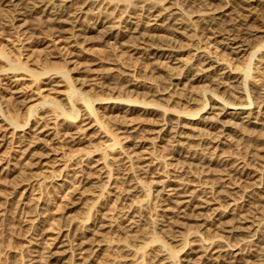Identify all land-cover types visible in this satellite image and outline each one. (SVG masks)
<instances>
[{"label": "rangeland", "instance_id": "374dc122", "mask_svg": "<svg viewBox=\"0 0 264 264\" xmlns=\"http://www.w3.org/2000/svg\"><path fill=\"white\" fill-rule=\"evenodd\" d=\"M2 1L3 0H0V57L2 56L0 58V70H1L0 71V118L2 116H5L6 118L11 119L12 124L10 123V125L11 128L13 129L10 128L9 130L10 132L8 131L7 135L3 136V140L0 141V264H78L77 262H81L82 260L77 257H75L76 258L75 260V258L70 255L69 241L71 238L74 237L76 233H78V231L82 229L83 225L90 227L94 221L96 222L100 219L99 217L101 215H103V217L105 218H108L107 220L108 224L111 223V225L112 224L115 225L113 227L111 226L110 228L107 227L101 229V235L99 236V243L101 241L103 245L100 246L99 251H95L96 253L94 252V254L92 253V256L93 257L95 256L94 258L97 259V261L95 260V263L93 264H100V261L103 262L105 261L104 263L102 262L103 264H154V262L152 263V260L151 261L149 260L150 259L149 257L150 256L152 257V254H155L156 250L158 252L159 247H165V249L168 250L171 249L173 255L177 257V255H180V252H178V250L186 242L190 243V248H187L186 249L187 251L185 253H187L192 248L198 251L200 250V248H202L201 247L202 244L194 245L195 241L193 240L194 238L191 236L192 231L201 232V235L206 239L208 238V240L211 237H215V238L221 237L225 239L227 243H235L239 241L238 248H235L234 250V252H237L235 255L234 254L228 255L229 250L227 251L225 250L226 252L221 251V249L226 248V246H224L226 245L224 244L225 242H216L218 244H216L214 246L215 249L212 250H217V251L214 253L212 252L210 254L211 256L209 260H206V263L208 261V264L211 263L212 264H255L254 262H256L257 259L255 255L257 254L255 253V251L251 250V248L248 247V245H246L247 244L246 242L238 238L240 234H241L240 237L245 235L244 230H246L245 229L247 228L246 226L251 225L250 222H244L245 224L244 223L242 224V226L244 225L243 230L242 229L239 230V228L236 227L234 230H231V232L223 231L227 229L226 228L227 226H223V225L222 226L219 225V227L216 228L210 223H207L203 226V224L200 225V222H198L195 219H191V218L188 219L184 217L178 218V214L175 212L177 210L176 208L178 207L175 202L173 203L171 201V199H173L171 195L169 196L165 194V192H159V196L162 197L164 200H162V198H160L159 196L158 197L152 196V189L153 188L156 190H158V188L160 189L161 187L160 184L163 185L165 181L164 176L160 174L156 175L157 174L156 170L157 172H160L169 169L166 165L168 162H172L177 166L182 165L188 171H190L188 174H191L190 179L192 180L191 181L192 183L195 182L194 184H196V182L200 181V179L201 181L203 179L202 182L208 181L209 182L208 185H210V183L214 181L215 184L217 182H218L217 184H220V182L222 184H225L223 182L230 184L234 181V179L236 181L237 180L236 177L240 176L239 174L240 170H237L239 169L238 166L236 168V166L234 165L235 162L237 161V158L243 157L244 159H246L247 157L253 155V158L257 159V160L255 159V161H258L259 163L264 165V157H263L264 151L260 150L259 147V146L261 147L264 146V141L260 138L261 137L260 133L262 132V130H258L260 129V127L257 126L255 127L257 128L256 129L257 133L255 132L256 136H253V134L247 133L246 129L249 126L245 125V123H241L242 125L239 126L231 125L233 127L227 128L226 136L222 138L224 140V141L222 140L223 143L217 145L218 147L216 148L218 149H215L214 146L216 145V143L212 142L213 129L205 125H200L199 126L200 128L196 132H189L190 135L187 138L189 142L194 144L195 140L193 139L194 138L193 136L197 137L196 135H198L199 140L196 141L195 143L198 144V142H201L202 144L201 146H203V147H198L201 148L199 152L202 151V149L205 147L206 150H208V152L203 154V159L200 162L199 160L196 159L193 160L190 157L188 156L186 157L183 155L184 153V152L182 153L183 144L180 142L186 140L184 138L178 139L176 138V136H173L174 135L173 131L164 132L163 137L161 139H154V138L152 139L154 134H150L147 131L148 128L152 127V124H154L156 121L158 122V120H159L158 123H160L161 119H163L164 117L171 120L178 119L177 122L184 123L189 121L188 117L196 116L195 113L200 107V103L191 102V100L189 99V94L190 95L202 94L201 100L203 102L209 101L212 92L213 94L214 93L218 94L224 100H229L237 104L244 102L245 97L249 99L252 98L251 89L247 82L243 83L244 91L246 92L245 94L246 96L244 97L241 93L235 92L236 88L233 86L230 87L229 90V87L228 89L217 87V85H214L212 81L210 82L207 80L205 81L203 80L200 82L191 83V81H187L186 79H182L181 80L182 82H180L177 85L178 92L173 94V97H170L168 95L163 96L165 94L164 93L165 91L173 89L172 85L170 84L171 78L169 76L171 75V73L179 72L180 69L184 70L185 68L184 62H186L188 57L191 56L190 53L194 52L193 48L199 46L200 49L207 50L206 47L203 46V40L206 38L204 37L205 33L200 32V27H203L204 24L200 20L193 21V19H195L193 17V14H195L196 9L198 10L208 9L209 6H211L208 3L209 1L196 0L197 2H194L193 4H186L183 0H170L172 1L171 3L172 6H170L172 7L171 9L173 11H177L178 16L182 15L181 17L185 20L186 24L189 23V25H191L192 28L195 27L194 30H191V32L187 30L185 31L184 29V32L183 30H180L181 33H175L174 31H171L172 29H170L171 27H175V26L169 25L170 22L167 23V21L164 18L155 17L154 19H150L151 20L150 22V20H148L147 17H142L145 16L144 14H146L145 11L146 9L150 8V6H154L152 4L158 5L159 3H161L160 0L158 1L157 0H104V1L101 0V2L98 0L101 3V6L98 8L99 12L95 11V8H93L91 2L90 4L84 5L83 2L85 0H72V2L70 0L67 3V5L69 4L67 8H69L70 12L72 10L75 11L77 9L76 11L78 14V15L76 13L74 14L76 17V18L74 17L73 19L75 20L72 21V23L73 22L75 23V24L73 23L74 27L77 26V24H80L81 26L85 27L89 24L90 21L96 18L97 20L100 19V21H103V23L106 22L107 24H111V25L117 24L118 23L117 20H124V18L125 20L136 21L138 15L135 13L136 12L139 13L140 10L142 9L143 14H141V18H143V22L145 23V25L143 24V26L142 25L140 26L142 29H146L148 27V29L151 28L150 30L154 33L156 32L163 35L173 36L177 39L178 45H180V47L182 48V50H180L179 55H177L181 58L176 59V57H172V58L166 57L165 55L162 54L155 55L153 51L146 52L139 50L137 48L135 49L134 47L135 42L138 43L140 41L139 36H138L139 38L138 37L128 38V36H124L121 38L118 37L119 42L118 41L115 42V39L110 36L103 37L102 35L96 32L88 33V34L86 33L85 34L86 39L77 38V43L76 41H72V43H74L75 46H73V48L70 47L71 49L77 48L75 49V51H78V53L80 52L79 53L80 57L78 56L76 58L77 61L80 62L76 66H75V63H77L76 61L75 63H70L69 61H67L65 58L66 56L62 52L63 50L57 48V45L59 43H57L58 38L55 36L49 35L48 36L49 38L45 39L43 44L41 43V44L33 45L30 43L27 44L24 43V40L21 39L24 34L19 33L21 32V30L19 31L18 29H16V27L21 29L20 27L26 25V27H30V26H32L33 28L36 27L35 31L38 30L37 28L41 27L40 26L41 20L39 19V17L37 19V15L39 13L31 14L30 12L28 13V11H26L24 8L20 9L22 4H17L18 6H20L18 8L17 5H10V2L8 0H5L3 2ZM87 1H94V0H87ZM211 1L212 0H210V2ZM15 2L19 3L20 1L15 0ZM212 2H214V0ZM220 2L224 6H226L227 5L226 3H228L226 0H221ZM139 3L140 4L142 3L143 6L140 7L138 5ZM162 7L163 4H159V8ZM263 11H264V5H263ZM263 11H262V15L260 14L261 17L259 16L258 18L255 19V21L252 22L251 27H254V30L257 31V35H258V37L255 38L256 39L255 41H264ZM226 12L227 14L226 16H224V18L230 19L235 17L234 15L236 11L226 10ZM259 12L261 13V9L259 10ZM20 13H22L23 15ZM134 14L137 15V18H134ZM229 14H231L230 16L232 17H230ZM47 15L48 14L42 15L44 19V23L46 24L45 25L43 23L44 25L43 24L42 25L47 27L50 26L53 27L54 24L51 23V21L45 19ZM45 20L49 23V25L46 23ZM20 23L21 25H19ZM72 23L69 25L65 24V27L68 26L72 27L73 26ZM132 26L134 27V25ZM144 26L145 28H143ZM168 27L169 29H167ZM164 28L167 30H165ZM38 31H36V33L40 32ZM68 31L69 30L67 29V32ZM67 32L66 31L65 33L62 32L63 34H61V36L63 37L66 35L69 37L70 35H68L69 33ZM116 32L117 31L115 30L113 34H116ZM40 34L44 35V33L41 32ZM66 36L64 37L65 39L67 38ZM68 40L70 39H66L64 42L66 43ZM55 41L57 42L55 43ZM150 42L152 43V40L148 41V43ZM63 43L61 42L60 45L65 44ZM129 43L131 44V46ZM154 43H160V42L154 41ZM24 44L26 47L28 46V49L24 46ZM220 49L215 52L216 58H218L219 60L221 58V61L223 62V64L225 62L224 65L227 67H229L228 65L234 66L233 70H235L236 61L233 60V63L231 62L230 64L228 62H230L231 60L228 61L227 58L230 57L232 53H229L228 52L229 49L224 48L223 45L220 46ZM5 57L6 59H10L18 63L24 62L23 64L27 66V69L24 71L25 73L28 74L22 72L11 73L8 71H2V68L4 66L7 67L6 61L4 59ZM222 57L224 58L223 60ZM225 58H227V60ZM93 59L96 61L99 60V64L91 65L90 63L91 60L93 61ZM157 64L159 65L157 66ZM47 68L67 69L66 71L70 77V81H65L62 77L54 76L52 74L48 76L49 73L46 74L43 73V75L40 74L41 78L40 77L39 78L41 80L39 78H35L34 75L32 76L33 72L38 73V71H42L43 69L45 70ZM88 68H92V70L91 71L86 70ZM80 69L81 70L85 69V70L81 71ZM10 76L12 78L14 77L15 80L10 82L9 81V78L11 79ZM95 76L100 77L101 79H104L102 78V76L103 77L107 76V80H108L107 91L109 93L108 92L105 93L106 90L98 89V88L96 89L97 91H94L92 88L86 86L87 84L85 82L86 79L88 77H95ZM111 78L112 80L115 79L116 81L113 80L110 82ZM73 79H75L74 81L76 83H74ZM127 79L129 81L131 79L137 81V84L140 87H134L136 91L132 90L130 92L129 91L126 92L125 90L128 87L126 84V82L128 83ZM12 82L13 84L19 83L18 87H20V89L22 88L23 90L22 93L24 92L23 95H25V97L22 96L23 97L22 98L20 96L15 99H11L10 97H8L9 95L8 92L13 85ZM114 83L116 84L118 89L117 87H115L114 89L111 87L109 88V86L114 85ZM34 85L35 87L38 86L40 90L35 89ZM71 88L74 89L75 91H72ZM77 88H80L81 91L85 92L84 94L86 95L83 96L84 97L83 99L79 98L80 96L77 93ZM33 90L38 91V93H36V91ZM124 92H126L128 95L126 93L124 94ZM113 94L114 95L117 94V96L116 95L114 96ZM32 95L36 99L32 100L33 98ZM111 95L112 97L114 96L117 99L118 96L120 99L126 98L123 99L121 102L129 103L132 105L127 110L129 111V113L127 111L125 112L124 110H122L125 107L127 108L128 107L127 105L120 103L117 104L116 102H113L114 101L113 99H108V97H111ZM27 96L28 98L29 97L32 98L29 100L27 99ZM88 96H91L93 98H95L96 96L107 97L102 99H93L91 101V106H90L91 108L89 109H91L92 116L91 115L89 116L92 119L90 123L94 125L92 126L91 129L88 130L82 129V131L80 130L79 132H77L78 133L77 135H79V140H78L79 143L78 142L74 144L72 143L69 144L68 142H67L68 144L56 143L57 146L62 145L63 147L59 148V151H61L59 154L54 155L53 154L54 150L52 149V147H50L53 145V140L55 139V141H58L59 140L58 138L59 137L61 138L60 136L61 132H63L65 128L71 129V126L78 127L79 124L80 126L78 128L82 127L81 124L84 122L82 118L86 116V114L88 113L83 114L84 112H86V110H84V107L81 105L82 103L80 102L84 100L86 102H90L87 99ZM8 98L9 101H6L8 100ZM170 98L171 99L174 98L176 102L168 101L171 100ZM24 99L25 100L27 99L29 101H25ZM44 100H46V103L48 105L54 107V109L52 108L53 110L51 109L52 111L50 112L53 113L54 111L55 112L54 115L56 116L51 123H49L47 117H44V115L42 114L43 112L41 111L43 109L42 110L37 109L36 110L37 112L35 111L36 113L33 112L32 114H29V110L31 109V107H36ZM115 104L117 105V108ZM209 106L210 104H208L206 108H204V110H210L211 108H209ZM258 107H263V103L260 101L258 102L256 98L255 103L252 104L251 106H248L246 112H244L243 115H247L249 108L258 109ZM239 110L240 109L237 108H228L227 112H231V114L225 115L224 118L230 119L232 121L238 120L237 112H240ZM213 111L216 114V112H218L219 110H213ZM40 115H43L45 120V122L42 124L44 125L46 122H48L49 125L46 126L44 125V127H42L43 125L40 124V121H44V120L42 118L39 119ZM125 115L128 118H130L131 123H134L135 126L141 125L140 126L141 129H143L144 127L146 128V130L144 128V131L142 132L143 134H145L144 135L145 136L144 138L146 140L144 142L145 146L140 147L138 149L139 151L137 150L139 154L141 153V151L151 152L152 150V152L147 154V157L150 158L147 160L149 162L148 165L149 169L144 174L143 173L138 174L139 178L142 176L141 177L142 188L140 186H136L133 190H130L129 194H127L126 197L127 199L125 198L124 200L127 204H129V206L132 205L135 207L133 213L139 215L140 218L138 219L137 215L136 216L130 215L128 218L125 217L124 219L122 217L123 219L119 218L118 220L116 219L113 222H109L110 220H112L113 218L112 216L116 211L115 207L118 204L116 201V197L112 195L114 193V189L110 187L104 188V185L106 184V178L100 177L98 172H94V170L92 171V169L88 168V166L90 164L95 163L94 160L97 159L99 161L105 160L107 165L109 164L108 166L106 165L107 169L110 166L112 170L110 168L109 169L113 172L114 171L118 172V170L120 169L125 170V168L130 169L128 165L129 162L125 158L126 157L125 154L130 149L129 148L125 150H122L121 148L117 149L118 143L115 142L116 140L113 139V135L110 134V132H116L117 128H120L121 125L125 122L124 120ZM160 116H162L163 118ZM212 118H214V115H212ZM148 119L152 121L149 120L150 122L149 123ZM60 121L62 122V124L59 123ZM14 128H16L15 132L13 131ZM41 129H45L44 133L45 134L48 133V134L44 135V133H39L38 131ZM57 132L60 133L58 134ZM117 133L119 136L127 134V133L122 134L116 132V134ZM15 135H17L16 136L17 138L15 137ZM53 136L54 138H52ZM19 140H23L24 142L33 141L34 152L36 150L37 152L36 154H38V156L39 155L46 156L45 158L49 157L48 160L46 161V164L42 168L36 170L37 175L36 173L33 175H29L28 173H26V171H28L27 169L24 170L22 166L20 165L17 166L16 162H18V159L16 160V158L14 159V157L16 155L17 156L21 155V152L19 151V147L16 146ZM121 141H125V139L122 138ZM125 143L129 144V142L127 141V142H123V145H126ZM224 150L226 151V153ZM123 151H125L126 153ZM217 153L228 154L230 158L229 165L231 167L234 165L229 171L230 175L229 176L225 175L226 179L225 176H223L224 173L226 172L223 171L224 169H222V167L224 168L223 165L224 163L222 160L223 158H221V155H218ZM215 154L218 157H216ZM123 155L125 157H123ZM136 155H138V153ZM154 155L160 157L158 162L155 160L153 161ZM121 160L122 162L123 161L124 162L123 163L119 162ZM150 160H152L153 163ZM233 161L235 162L233 163ZM137 162L139 161L137 160ZM189 162H195L197 163V165H194L192 163L189 164ZM12 163L16 164L15 167L14 165H12ZM200 163L201 165L204 166L208 164L206 166L208 168L207 169L209 173L208 176L203 175L204 171L199 166ZM187 164L188 167L186 166ZM86 165L88 166L86 167ZM4 166L12 167V169H14L15 171L7 173V170L4 171V169H2V167ZM81 167L82 168L84 167L83 168L84 170H88L87 173H91L92 174L91 176H95V178L94 177L91 178V181H95L94 185L87 183L84 184L82 187H80L81 185L77 180L80 179L78 176L79 175L78 170L79 168L82 169ZM210 168L212 169L210 170ZM132 169H130L129 171L131 172ZM139 169L140 168H138L137 170ZM234 169H236L237 171ZM260 170L261 173L257 175V176L260 175L259 178L256 176L259 180L256 179V177L253 178L254 184H252V186L253 185L254 186L252 187V191L253 190L254 191L253 192L251 191L250 193L251 195H249L250 197L247 196V198H245L246 200L242 201L239 204V207L235 208L236 211L235 209L231 210L233 212L235 211L234 213L231 212V214L229 213L226 215L225 217L226 222L224 223V225H229L233 223L236 225L239 224L236 222L235 219V217H237L235 214L238 211L239 213L250 212L249 214H251L252 216L251 219L253 218L252 220H254V222L260 221L262 222V224H264L263 222L264 221V175H263L264 168H260ZM133 172L134 170H132L131 173L135 174V172L134 173ZM221 172L224 173L222 174ZM221 177L223 180L221 179ZM205 178L206 179L209 178V179L206 180ZM253 179L251 178L249 181L251 182V180ZM27 182L29 184L27 185L24 184L22 187L20 186L21 184ZM167 183H169L170 186H175V184L172 182L170 183V181H167ZM241 183L244 184L245 182H241ZM245 186H247V183ZM25 187L26 190L23 191V188ZM192 187L193 186H191V188ZM15 189H16L15 193H10L12 190ZM225 189H228L227 191H229L230 188L226 187ZM107 190H109L110 193ZM77 191L79 193H75ZM165 191H169V190H165ZM73 193L75 194L73 195ZM201 193H202L201 191L196 192L198 196ZM237 193L238 192H236L235 194ZM203 194L204 193H202L201 194L202 196L200 195L199 197L196 196L192 201V205L200 203V199L201 197H203ZM238 195L239 194H237L236 197H238ZM71 200L74 201V203H72ZM231 216H233V218ZM136 218L140 222L138 223L137 221L136 222L137 225H134L133 221ZM130 219H132V221ZM172 219L174 220V223ZM234 219L235 221H233ZM170 220L172 224H170ZM175 223H178V225ZM179 231L181 235V240L178 241L173 240L171 237L177 234V232ZM239 231L242 232L240 233ZM86 234L88 235L87 232ZM201 235L200 237H202ZM234 236L237 239H235ZM242 238L245 239V237ZM115 242L121 243L124 246V248H126V250H122L121 249L122 246L120 247L115 246L116 245ZM86 247L89 249V246ZM50 249L57 250L55 258L49 257L48 251ZM135 250L137 251L136 256L137 257L139 256V258H137L133 254ZM87 251H85L86 253H82L80 257L81 256L82 257L84 256V258L86 256L88 257L87 253L90 254L91 251L90 252ZM191 256H194V254L189 255V257ZM260 257H262V260L257 259V261L262 262L264 264V255ZM133 258H135L136 261L135 259L133 260Z\"/></svg>", "mask_w": 264, "mask_h": 264}, {"label": "bare ground", "instance_id": "6f19581e", "mask_svg": "<svg viewBox=\"0 0 264 264\" xmlns=\"http://www.w3.org/2000/svg\"><path fill=\"white\" fill-rule=\"evenodd\" d=\"M3 1H5V0H3ZM8 1L10 2V5L22 4L21 7L17 5L18 8L19 7H20V9L24 8L26 11H28V13L29 12L31 14L32 13H35V14L39 13L41 15V16L39 14H38L39 16L37 15V19L39 17V19L41 20V23H40L41 27H38L37 29L41 33H44V35L40 34V32L38 30H36V31H38L39 33H36V31H35L36 27L35 28H33L32 26L26 27V25L23 26V27H20L21 29L16 27V29H18L19 31L21 30V32H19V33H23L24 34L23 37L21 38L22 40H24V43H26V44L30 43V44H33V45L41 44V43L43 44L44 40L49 38L48 37L49 35L55 36V37L58 38V42L55 41V43L56 42L59 43L57 45V48L63 50L62 52L66 56L65 58H66L67 61H69L70 63H75V61H76L77 63H75V66L77 64H79V62H80V61H77V59H76L80 55L79 54L80 52L78 53V51H75V49H77V48H75V49H71L70 48V47L73 48V46H75V44L72 43V41H76V43H77V38L86 39L85 38V34L86 33L87 34L88 33H93V32L99 33L103 37H107V36L109 37L110 36V37L115 39V42L118 41V37L121 38V37H124V36H128V38H133V37L137 38L139 36L140 37V41L138 43L135 42V46H134L135 49L137 48L139 50L146 51V52H149V51L152 52L153 51V53H155V55L162 54V55H165L166 57H171V58L172 57H176V59H180L181 58V57H179L177 55H179L180 50H182V48L180 47V45H178V41H177V39L175 37L159 34V33H156V32L154 33V32H152L150 30L151 28L148 29L147 26H146L147 27L146 29H142L140 27L141 25L143 26V24L145 25V23L143 22V18H141V14H143L142 13L143 12L142 9L140 10L139 13H137V12L135 13V14L138 15V18H137V15L134 14V18H137L136 21L125 20V18L123 17L124 20H117L118 21L117 24L111 25V24H107L106 22L103 23V21H100V19L97 20V18H96V19H93L92 21H90L89 24L87 26H85V27L81 26L80 24H77V26L74 27L75 23L73 22L74 23L73 24L72 21L75 20L73 18L75 17L74 14L75 13L77 14V11H76L77 9L75 11H73V10L71 12L69 11V8H67L69 6V4L67 5V3L70 0H19L20 1L19 3L15 2V0H8ZM99 1L101 2V0H99ZM99 1L98 0H94V1L85 0L83 3H84V5H87V4H90V2H91L92 5H93V8H95V11L99 12L98 8L101 6V3ZM183 1L186 4H193L194 2H197L196 0H183ZM208 1H209L208 3L211 5V6H209L208 9H203V10L196 9L195 14H193V17L195 18V19H193V21L200 20L204 24L203 27H200V32L205 33L204 37H206V38L203 40V46L206 47L207 50L200 49L199 46L193 48L194 52L190 53L191 56L188 57L186 62H184V64H185L184 70L180 69L179 72L171 73V75L169 74L170 75L169 77L171 78L170 84L172 85L173 89L165 91L164 92L165 94L163 96H167L168 95L170 97H173V94L178 92L177 91V87H178L177 85L180 82H182L181 81L182 79H186L187 81H191V83L200 82V81H203V80L204 81L207 80V81H210V82L212 81L214 85H217V87H222V88H227V89L229 87V90H230V87L233 86V87L236 88L235 92L241 93L244 97L246 96L245 95L246 92L244 91L243 83L247 82L249 87H250V89H251V97L252 98L249 99V98L245 97L244 98V102H241V103L237 104V103L231 102L229 100H224L221 96H219L216 93L213 94V92H212V94L210 95V99L208 98L209 101L203 102L201 100L202 94L201 95L200 94H191V95L189 94V99L191 100V102H193V103L199 102L200 103V107L198 108V110L195 113L196 116L188 117L189 121L184 122V123L177 122L178 119L177 120H171V119H168V118H165V117L163 118L162 116H160V117L163 118V119H161V122L158 123L159 122V120H158V122L156 121L154 124H152V127L147 129V131L150 134H154V136L152 135L153 136L152 139L153 138L154 139H161L163 137L164 132H169V131L172 132L173 131V133H174L173 136H176V138H178V139L179 138L180 139L184 138L186 140V141H181L180 142V143L183 144V147H182V149H183L182 153L184 152L183 155L186 156V157L188 156V157H190L193 160L194 159L199 160V162L203 159V154L208 152V150H206V147H205V148L202 149V151L199 152V150L201 148H198V147H203V146H201L202 145L201 142H198V144L195 143L196 141L199 140L198 139V135H196L197 137L193 136L194 137L193 139L195 140L194 144L189 142L187 140V138L190 135L189 132H196L200 128L199 127L200 125H205V126L210 127L211 129H213V131H212L213 132V134H212V142L216 143V145L214 146L215 149H218V148H216V147H218L217 145L223 143L224 140L222 138H224V136H226L227 128L233 127L231 125H235V126L242 125L241 123H245V125L250 127V128L248 127L246 129V131L249 134H253V136H256V133H257L256 132L257 128H255V127L256 126L260 127V129H258V130H262V132L260 133L261 134L260 138L264 141V41H255L256 40L255 38L258 37L257 31L254 30V27H251L252 26V22L255 21V19L258 18L260 16V14L262 15L264 0H226L228 2V3H226L227 4L226 6L222 5V3L220 2L221 0H214V2H212L213 0L211 2H210V0H208ZM71 2H72V0H71ZM140 2H142V1H140ZM160 2L161 3H159V4H163L162 8H159V4L158 5L157 4L156 5L152 4L154 6H150V8L147 7L148 9H146V10L143 8L146 11V14H144L145 16H142V17H147L148 20L154 19L155 17L156 18H159V17L164 18L167 21V23H169V22L171 23V24L169 23V25H172V26L174 25L175 26V27H171L170 26L171 27L170 29H172L171 31H174L175 33H181L180 30H183V32H184V29H185V31L187 30V31H190V32H191V30H194L195 27L192 28V26L189 25V23L186 24L185 20L181 17L182 15L178 16V12L177 11H173L171 9L172 7H170V6H172L171 5L172 1H170V0H160ZM223 4H225V3H223ZM138 5L140 7L143 6L142 3L141 4L139 3ZM139 6H138V9H139ZM260 9H261V13L259 12ZM226 10L236 11L235 15H234L235 17L230 18V19L229 18H224V16H226V14H227ZM80 11H78V12H80ZM18 13H19V11H18ZM124 13H123V15H124ZM263 13H264V11H263ZM20 14H22V13H20ZM46 14H48V15H47V17L45 19L48 20V21H51V23L54 24L53 27H51V26L50 27L43 26L45 23H44V19H43L42 15H46ZM230 15L231 14H229V16ZM230 17H232V16H230ZM20 18H21V16H20ZM150 22H151V20H150ZM46 23L49 25V23L47 21H46ZM71 23L73 24L72 27H70V26L65 27V24L69 25ZM131 24L134 25V27ZM19 25H21V23ZM152 27H153V25H152ZM143 28H145V26ZM67 29L69 30L68 32H67ZM167 29H169V27ZM167 29H165V30H167ZM115 30L117 31L116 34H113V32ZM65 31L67 33H69L68 35H70L69 37L65 35L67 37L66 39H70L66 43L64 42L66 40L64 38L65 36H63V37L61 36V34L65 33ZM19 37H20V35H19ZM57 38H55V39H57ZM150 40H152V43L151 42L148 43V41H150ZM154 41H159L160 43H154ZM61 42L62 43L64 42L65 44L63 43L64 45H60ZM133 43H134V41H133ZM222 45L224 46V48L229 49V51H228L229 53L233 54V55L231 54V56L227 57V58H228V61L231 60L230 62H228L230 64H231V62L233 63V60L236 61L235 62V70H233L234 66H230V65H228L229 67L225 66L224 65L225 62L223 64V62L221 61L220 57H219L220 60L218 58H216V56H215L216 53L215 52L217 50H219L220 46H222ZM24 46H25V44H24ZM130 46H131V44H130ZM26 48L28 49V46ZM26 48H24V49H26ZM149 55H150V53H149ZM28 57H30V56H28ZM26 58H27V56H26ZM227 58H225V59L227 60ZM4 59L6 61L7 67L4 66V67H6V68L3 67L4 69L1 67L2 71H8V72H11V73H15V72L25 73L24 70L27 69V66L25 64H23L24 63L23 61H22L23 63H21V62L18 63L16 61H13V60H10V59H6V57ZM223 59L224 58L222 57V60ZM90 64L91 65H97V64H99V60L96 61V60L93 59V61L91 60ZM158 65L159 64H157V66ZM155 66H156V63H155ZM66 70L67 69H63V68H47L45 70L43 69L42 71H38V73L33 72L32 76L34 75L35 78H39L40 74L43 75V73L44 74L49 73L48 76H50V74H52L54 76L62 77L65 81H70V77H69V75H68ZM83 70H85V69H82L81 71H83ZM86 70L91 71L92 68H88ZM25 74H28V73H25ZM14 76H15V74H14ZM110 77H111V75H110ZM102 78H104V79H101L100 77H96V76L95 77H88L86 79V81H85L87 83L86 86H88L89 88H92L94 91H97L96 90L97 88L106 90L105 91V93H106V92H108L107 91V88H108L107 87V84H108L107 83V81H108L107 80V76H105V77L102 76ZM21 79H23V78H21ZM128 79H127L128 83L126 82V84L128 86L127 89L125 90L126 92H128V91L130 92L132 90H135L134 87H140L137 84V81H135L133 79H131L129 81ZM13 80H15L14 77L13 78L11 77V79L9 78L10 82L13 81ZM31 80H33V79H31ZM74 80L75 79H73V81ZM113 80L116 81L115 79H113ZM113 80L111 78L110 82L113 81ZM74 83H76V82L74 81ZM115 83H114V85H110L109 88L111 87V88L114 89L115 87H117ZM236 83H238V84H236ZM12 84H13V82H12ZM171 85H170V87H171ZM18 86H19V83L12 85L13 88L12 87L10 88V90L8 92V94H9L8 97H10L11 99H15V98H18L20 96L21 97L22 96L25 97V95H23L24 92L22 93V91H23L22 88L20 89V87H18ZM122 86H123V84H122ZM34 87H35V85H34ZM36 87H35V89H39L38 86H36ZM117 89H118V87H117ZM71 90L75 91L72 88H71ZM33 91H36V90H33ZM126 92H124V94ZM32 93H35V92H32ZM36 93H38V91H36ZM77 93L80 96L79 97L80 99H83L84 98L83 96L86 95V94H84L85 93L84 91L80 90V88H77ZM115 95L117 96V94H115ZM39 96H41V95H39ZM114 96L112 97V95H111V97H108V99H113L114 100L113 102H116L117 104L120 103V104L127 105L128 107L127 108L125 107L126 109L125 108L122 109L125 112L130 108V106H132L129 103H122L121 102L123 99H126V98H122L121 97L122 99H120L119 96H118V99H117ZM32 97H33V95H32ZM32 97L28 98V96H27V99L30 100ZM238 97H239V95H238ZM102 98H107V97L96 96L95 98H93L91 96H88L87 99L90 102H86L85 100L80 102V103H82L81 105L84 107V110H86V112H84L83 114L88 113L84 117L82 115V117H83L82 119L84 120V122L81 124L82 127L78 128L80 126V124L78 125V127L70 125L71 129L70 128L69 129L65 128L66 129V130L64 129L65 131L64 130H63V132L60 131L61 132V134H60L61 138L58 136L59 140L55 141V139H54L53 140V145L50 146L54 150L53 151L54 155L59 154L61 152V151H59V148L63 147L62 145L61 146H57L56 143H66V144H68V143L69 144L70 143H72V144L77 143L78 140H79V135H77L78 134L77 132H79L80 130L82 131V129H84V130L87 129L88 130V129L92 128V126L94 124L90 123V121L92 119L89 116V115H91V109H89V108H91L90 107L91 106V101L93 99H102ZM256 98H257L258 102L260 101V102L263 103V107H258V109L249 108L247 115H243V113L246 112V109L248 108V106H251L252 104L255 103V99ZM27 99L26 100L24 99V100L25 101H29ZM34 99H36V98L33 97L32 100H34ZM166 99H167V97H166ZM4 101H5V99H4ZM6 101H9V98ZM78 101H79V99H78ZM168 101L176 102L174 98H172L171 100H168ZM208 104H210L209 108H211V109L210 110H204V108H206V106ZM52 108L54 109L53 106L48 105L46 103V100H44L42 103H40L36 107H31V109L29 110V114H32L37 109H39V110L43 109L41 111V112H43L42 114L44 115V117H47V119L49 120V123H51L52 120L56 116V115H54L55 114L54 111H53V113L50 112V111L53 110ZM116 108H117V105H116ZM228 108L240 109L239 110L240 112H237V115H238L237 119L238 120L232 121L230 119L224 118L225 115L231 114V112H227ZM213 110H219V111L216 112V114H215V112ZM127 112L129 113V111H127ZM92 114H94V113H92ZM37 115H38V113H37ZM43 115H40L39 119L42 118L44 120ZM212 115H214V118H212ZM77 117H78V115H77ZM59 118H61V117H59ZM114 118H115V116H114ZM124 120H125V122L121 125L120 128H117L116 132H119V133H122V134L123 133H127V134L126 135H121V136H119L118 133L116 134V132H110V134L113 135V139H115L116 140L115 142L118 143L117 144V146H118L117 149L118 148L119 149L121 148L122 150H125V149H128V148L130 149L127 153L125 151H123V152L126 153L125 154L126 157L124 155H123V157H125L127 159V161L129 162L128 165H129L130 169L133 168L132 170H134L135 174H132L131 173L132 170L130 172L129 168L128 169L125 168V170L120 169V170H118V172L117 171L113 172V171H111L112 169L110 168V166L107 169V166L109 164L107 165L105 160H103V161L100 160L99 161V160H97L95 158H94L95 159L94 160L95 163L90 164L89 166L86 165V167L88 166V168H91L92 171L94 170V172H98L100 177H105L106 178V184L104 185V188L110 187V188L114 189V193L112 195H114L116 197V201H117L118 204L115 207L116 211L114 212V215L112 216L113 218L109 222H113L116 219L118 220L119 218H122V217L125 219V217L128 218L130 215L131 216H136L137 215L136 213H133L135 207L132 206V205L129 206V204H127L124 200L127 197V194H129L130 190H133L136 186H140L141 187V185H142L141 177L142 176L139 178L138 174H142V173L144 174L149 169L148 168L149 167L148 166L149 162L147 160L150 159V158L147 157V154L152 152V150H151V152L144 151L145 153L143 151H141L140 154L138 152L139 151L138 149L140 147L145 146L144 145V142L146 141L145 138H144L145 134L142 133L144 131L145 127L143 129H141V127H140L141 125H139V126L136 125L135 126L134 123H131L130 118H128L126 115L124 117ZM127 120H128V122H127ZM149 120L150 119H148V122H149ZM150 121H152V120H150ZM44 122H45V120L44 121H40V124H42ZM10 123H11V119L6 118L5 116H2L0 118V141L3 140V136H6L7 132L10 130V128H11ZM49 123L46 122L44 125L45 126L49 125ZM59 123L62 124L61 121ZM44 125L42 127H44ZM59 127H60V125H59ZM11 129H13V128H11ZM15 130H16V128H14L13 131L15 132ZM145 130H146V128H145ZM38 132L39 133H44L45 129H41ZM132 133H133V135H132ZM47 134L48 133H46V134L44 133V135H47ZM16 136L17 135H15V137ZM191 136H192V134H191ZM52 138H54V136ZM109 138H111V137H109ZM122 138L125 139V141H121ZM225 138H227V137H225ZM34 141H36V140H34ZM127 141L129 142V144L125 143L126 145H123V142H127ZM17 143L18 144L16 146L19 147V151L21 152L20 156L16 155L14 157V159L15 158H16V160L18 159V162H16L17 166L20 165V166H22V168L24 170L27 169L28 171H26V173H28L29 175L35 174L37 169L42 168L46 164V161L48 160L49 157L45 158L46 156H41V155L38 156V154H36L37 153L36 150H35V152L33 150V147H34V142L33 141L24 142L23 140H19ZM21 147H22V150H21ZM114 147H113V149H114ZM259 147H260V150L264 151V146H262V147L259 146ZM137 153H138V155H136ZM221 153H219V154L217 153V154L221 155V158H223L222 160H223V163H224L223 164L224 168L222 167V169H224L223 171H226L225 173L223 172L224 173L223 176H225V175L229 176L230 175L229 174L230 169L235 165L236 168H237V166L239 168L237 170H240L239 171L240 176L236 177L238 181L237 180L235 181V179H234V181L232 183H230V184L226 183V182H223L225 184H222L221 182H220V184H217L218 182L215 184V181H214V182H211L210 185H208V183H209L208 181L202 182L203 179H202V181L200 179V181H198V182H196V184H194L195 182L193 181L194 183H192L191 182L192 180L190 179L191 174H188L190 171H188L182 165L181 166L180 165L177 166L176 164H173L172 162H168L166 165H167V167L169 169H167V170L164 169L165 171H160V172H157V170H156V173H157L156 175L160 174V175L164 176L165 178L164 177L163 178L165 179V181L162 179L164 181V184L163 185L160 184L161 185L160 189L159 188H158V190H156L154 188L152 189V196L153 197H158L159 196V192H165V194H167L169 196L171 195L173 197V199H171V201L173 203L175 202L177 204V207H178V208H176L178 210V212H177V210L175 211L178 214V218L179 217H181V218L184 217V218H188V219H190V218L191 219H195L198 222H200V225L203 224V226L205 224H207V223H210L211 225H213L216 228L219 227V225L220 226L223 225V226H227L226 227L227 229H225L223 231L231 232V230H234L236 227H238L239 230H241V229L243 230L244 225L242 226V224L244 222H250L251 225L246 226L247 228H245L246 230H244L245 235L242 236V237H245V239L240 237L241 234H240V236H238V238L240 240L246 242L247 243L246 245H248V247H250L251 250L255 251V253L257 254L255 256L257 257L258 260H262V257H260V256L264 255V227H263L264 224H262V222H260V221L254 222V220H252L253 218L251 219L252 216H251V214H249L250 212L249 213L248 212H245V213L244 212H240L239 213V211H238L235 214L237 216V217H235V219H236V222L241 224V225H239V224L236 225L234 223L233 224H229V225H224V223L226 222V220H225L226 215L229 214V213L231 214V212L234 213L236 211L235 208L239 207V204L242 201H245L246 200L245 198H247V196L251 195L250 193L252 191V187L254 186V185L252 186V184H254L253 183L254 182L253 178H255L259 173H261L260 168H264V165L259 163L258 161H255L256 158H253V155H252L250 157H247L246 159H244L243 157L237 158V161L236 162L233 161V163L235 162V164L233 165V163H232L233 166L231 167L229 165L230 164L229 163L230 158H229L228 154H224V153L221 154ZM225 153H226V151H225ZM216 157H218V156L216 155ZM109 158H111V157H109ZM116 159H117V157H116ZM120 159H118V160H120ZM136 159L139 162H137ZM159 159H160V157L155 156V155L153 156V161L155 160V161L158 162ZM174 159H176V158H174ZM118 160H117V162H118ZM150 161L153 163L152 160H150ZM119 162L123 163L124 161L122 162V160H121ZM135 162H137V163H135ZM152 163H150V164H152ZM190 163H192L194 165H197V163H195V162H189V164ZM117 164H119V163H117ZM12 165H14V167H15L16 164L12 163ZM207 165L204 166V165H201V163L199 165L202 168V170L204 171L203 175H205V176L206 175L208 176V174H209L208 170H207L208 168L206 167ZM186 166L188 167V164ZM136 167H137V169L138 168H140V169L137 170ZM83 168L82 169L79 168V170H78V172H79L78 176H79L80 179L77 180V181H79V184L81 185L80 187H82L84 184H87V183H90V184L94 185L95 181H91V178L92 177L95 178V176H91L92 174L91 173H87L88 170H84ZM2 169H4V171L7 170V173L15 171L14 169H12V167H7V166L2 167ZM188 169H190V168H188ZM211 169L212 168H210V170ZM234 170H236V169H234ZM137 171H139V172H137ZM232 171H233V169H232ZM232 171H231V173H232ZM36 175H37V173H36ZM263 175H262V177H263ZM132 176H134V177H132ZM259 176H257V177L259 178ZM222 177H221V179H222ZM245 177H248V178H245ZM257 177H256V179H258ZM251 178L253 180H251V182H250L249 180ZM207 179H209V178H207ZM225 179H226V176H225ZM260 180H262V179H260ZM167 181H170V183L171 182L174 183L175 186H170L169 183H167ZM241 182H245L244 183L245 185L247 183V186H245ZM19 184H21V183H19ZM24 184L27 185L29 183L28 182L27 183H23L20 186L22 187ZM114 185H116V186H114ZM191 186H193V187L191 188ZM117 187H118V189H117ZM226 187L230 188L229 191H227L228 189H225ZM234 188H237V189H234ZM24 190H26V187L23 188V191ZM165 190H169V191H165ZM107 191H109V190H107ZM154 191H156V192H154ZM197 191H201L202 193H204L203 197H205V198H203V197H201V199L198 198V199H200V203L192 205L193 199L196 196H198L196 194ZM15 192H16V189L12 190L10 193H15ZM236 192H238L237 194H239L238 197H236V195H237V194H235ZM75 193H79V192L77 191ZM75 193H73V195ZM109 193H110V191H109ZM74 198H75V196H74ZM160 198H162V197H160ZM162 200H164V199L162 198ZM168 201H170V200H168ZM17 203H19V202H17ZM72 203H74V201H72ZM158 203H161V202H158ZM224 203H226V204H224ZM119 204H120V206H119ZM190 207H193V208H190ZM233 209H235L234 212L231 211ZM135 211H136V209H135ZM137 216H138V219H139L140 216L139 215H137ZM231 217L233 218V216H231ZM99 218L100 219L98 221H96V222L94 221L95 223L93 222V224L90 226L91 228L89 226L87 227L86 225H83L82 229L81 230L79 229L80 231H78V233H76L74 235V237L70 239V241L67 239L69 241L70 255L72 257H74V258L77 257V258H80L82 260L81 262H77L78 264H93V263H95V260L97 261V259L94 258L95 256L94 257L92 256V253L94 254L95 251H99L100 246L103 245L101 241L99 243V236L101 235V229L107 228V227L110 228L111 226L113 227L115 225V224L111 225V223L108 224L107 223L108 218L103 217V215H101ZM175 218H176V216H175ZM138 219L136 218L133 221L134 225H137L136 222L138 221ZM235 219L233 221H235ZM130 220L132 221V219H130ZM139 222L140 221H138V223ZM173 223H174V220H173ZM170 224H172L171 220H170ZM175 224L178 225V223H175ZM175 224H173V225H175ZM164 225H165V223H164ZM65 230H66V228H65ZM86 232L88 233V235L86 234ZM200 235H201V232H199V231H192L191 232V236L194 238L193 240L195 241L194 245H201L202 244L201 245L202 248H200V250H198V251L195 250L194 248H192L187 253H185L187 251L186 249L190 248V243L186 242L178 250V252H180V255H177V257L175 255H173V252H171V249L168 250V249H165V247H159L158 248L159 249L158 252L156 250L155 251L156 253L154 252L155 254H152V257L151 256L149 257L150 258L149 260L150 261L152 260V263L154 262V264H208V261L206 263V260H209V258L211 256L210 254L212 252L214 253V252L217 251V250H212V249H215L214 246L216 244H218L216 242H225L224 244H226V245H224V246H226V248L221 249V251L229 250L228 251V255L229 254H231V255L234 254L235 255L237 253V252H234V250H235V248H238L239 241L235 242V243H227L226 240L221 238V237H216V238L215 237H211L208 240V238L206 239L202 235H201L202 237H200ZM171 238L173 240H176V241L181 240L180 231L177 232V234L173 235ZM234 238H235V236H234ZM235 239H237V238H235ZM198 243H200V244H198ZM210 245H212V246H210ZM86 246H89V249ZM115 246H117V247L122 246L121 249L122 250H126V248H124V246L121 243H116ZM132 249H134V248H132ZM87 250H89V251H87ZM85 251H87V252L91 251V253L90 254L87 253L88 257L87 256L85 258H84V256L80 257V255L82 253H86ZM136 252L137 251L135 250V252L133 253L135 256H136ZM48 253H49V257L50 258H55L57 250L50 249L48 251ZM190 254H194V256L189 257ZM255 256H254V258H255ZM114 258H115V256H114ZM137 258H139V256ZM134 259L135 258H133V260ZM257 259H256L257 264H261L262 262L257 261ZM75 260H76V258H75ZM135 261H136V259H135ZM102 262L103 261H100V264H103L105 261L103 263ZM111 262H113V261H111ZM256 262H254V263L256 264ZM209 263H211V262H209Z\"/></svg>", "mask_w": 264, "mask_h": 264}]
</instances>
